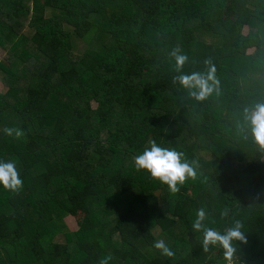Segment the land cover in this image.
<instances>
[{
    "label": "trees",
    "instance_id": "1",
    "mask_svg": "<svg viewBox=\"0 0 264 264\" xmlns=\"http://www.w3.org/2000/svg\"><path fill=\"white\" fill-rule=\"evenodd\" d=\"M0 48V160L23 181L0 187V264H223L191 227L202 207L209 227L241 223L234 264H264V152L243 121L264 101V0H0ZM174 48L185 73L210 61L218 92L174 84ZM151 142L196 177L172 192L137 170Z\"/></svg>",
    "mask_w": 264,
    "mask_h": 264
},
{
    "label": "clouds",
    "instance_id": "2",
    "mask_svg": "<svg viewBox=\"0 0 264 264\" xmlns=\"http://www.w3.org/2000/svg\"><path fill=\"white\" fill-rule=\"evenodd\" d=\"M173 63L174 75L173 83L186 91L187 95L197 101H203L213 92H218V80L215 76V67L210 61H204L207 66L206 71H192L185 73L182 68L188 62V55L179 48H174L169 53ZM243 121L246 126L245 138L250 137V141L257 149L264 152V101H257L243 109ZM5 135L19 138L23 135L20 128L5 127ZM134 167L143 170L151 179L166 185L167 188L175 192L178 186L188 179H194L197 169L194 166L195 160L189 161L182 152L174 148L161 147L155 142H151L148 147L134 157ZM20 177L14 161L0 160V187L4 190L18 191L22 186ZM206 211L202 207L196 211L195 219L191 223L193 231H198L202 235L201 247L207 252L209 247L222 249L223 264H234V257L237 252V242L246 243L245 233L241 230L239 221H233L223 231L205 224ZM153 247L158 249L164 256H172V250L166 245L163 239L155 240Z\"/></svg>",
    "mask_w": 264,
    "mask_h": 264
},
{
    "label": "rangeland",
    "instance_id": "3",
    "mask_svg": "<svg viewBox=\"0 0 264 264\" xmlns=\"http://www.w3.org/2000/svg\"><path fill=\"white\" fill-rule=\"evenodd\" d=\"M245 31L246 30H244V32ZM84 48H85V44L84 43H82L81 41H77V40L74 41V46H73V49H72L74 53L81 52ZM248 51L251 52L252 49H249ZM4 57H5V51L0 48V59H3ZM263 90H264V88H263ZM0 91H2V92L3 91H6V88L4 86V83L2 82V73H1V71H0ZM258 156H260V154ZM63 219H64L63 220L64 223L66 224V227L70 231H74V230L77 229V220H78V217L67 216V217H65ZM161 239H163L164 242L167 245V239H166V237H162ZM56 240L63 241V237L62 236H58L56 238Z\"/></svg>",
    "mask_w": 264,
    "mask_h": 264
}]
</instances>
